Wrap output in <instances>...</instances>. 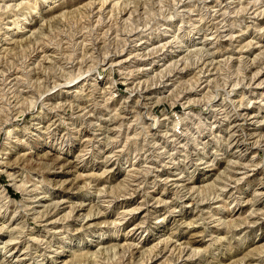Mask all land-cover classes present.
<instances>
[{
	"label": "rangeland",
	"instance_id": "374dc122",
	"mask_svg": "<svg viewBox=\"0 0 264 264\" xmlns=\"http://www.w3.org/2000/svg\"><path fill=\"white\" fill-rule=\"evenodd\" d=\"M0 264H264V0H0Z\"/></svg>",
	"mask_w": 264,
	"mask_h": 264
},
{
	"label": "bare ground",
	"instance_id": "6f19581e",
	"mask_svg": "<svg viewBox=\"0 0 264 264\" xmlns=\"http://www.w3.org/2000/svg\"><path fill=\"white\" fill-rule=\"evenodd\" d=\"M203 20V19H202ZM196 58V57H195ZM228 60V59H227ZM8 90V89H7Z\"/></svg>",
	"mask_w": 264,
	"mask_h": 264
}]
</instances>
